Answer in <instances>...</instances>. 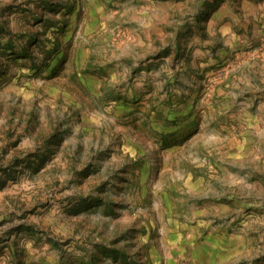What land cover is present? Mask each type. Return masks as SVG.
<instances>
[{
    "label": "rangeland",
    "instance_id": "374dc122",
    "mask_svg": "<svg viewBox=\"0 0 264 264\" xmlns=\"http://www.w3.org/2000/svg\"><path fill=\"white\" fill-rule=\"evenodd\" d=\"M0 264H264V0H0Z\"/></svg>",
    "mask_w": 264,
    "mask_h": 264
}]
</instances>
